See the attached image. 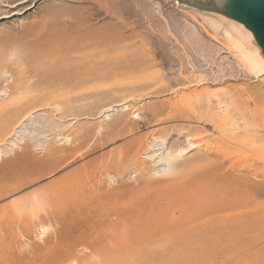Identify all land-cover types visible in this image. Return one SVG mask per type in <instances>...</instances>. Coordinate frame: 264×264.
Listing matches in <instances>:
<instances>
[{"label":"rangeland","instance_id":"obj_1","mask_svg":"<svg viewBox=\"0 0 264 264\" xmlns=\"http://www.w3.org/2000/svg\"><path fill=\"white\" fill-rule=\"evenodd\" d=\"M9 1L0 0V14L23 13L0 20V103L13 102L0 125V264L77 256L78 264H173L182 250L169 235L118 248L125 236L113 209L197 198L216 168L264 186V141H249L248 131L260 129L264 104L255 102L264 93L258 101L249 94L256 80L227 49L221 26L175 0ZM94 68L108 76L93 78ZM198 94L209 104L197 108ZM202 118L228 126L231 142L218 154L226 142ZM190 135L202 137L201 147ZM179 147L187 152L176 156ZM168 150L176 161L166 169ZM256 201L264 205V192ZM254 208H241L242 237L263 223ZM69 239L73 250L59 252Z\"/></svg>","mask_w":264,"mask_h":264},{"label":"bare ground","instance_id":"obj_2","mask_svg":"<svg viewBox=\"0 0 264 264\" xmlns=\"http://www.w3.org/2000/svg\"><path fill=\"white\" fill-rule=\"evenodd\" d=\"M2 1L8 3L13 2H10L9 0ZM175 1L178 5H183L184 7L186 6L191 8L205 19L223 28L224 33L227 36V39L225 41L227 49L241 61L248 74L254 80H256L257 89L254 88L255 90H249V94H252L253 91H255L254 93H258L260 96H256L257 94H255L257 98L255 96H252L256 100L251 97L252 100L258 101L257 99L259 97H262V94L264 93V27L262 25H259L257 22L252 21V17L249 14H245L244 12H246V10L248 9H264V0H205V3H200L201 5L193 0ZM24 2H27V0H20L16 2V4H11L10 7L16 8L19 4H23ZM30 8L32 7L27 6L25 7V10H28ZM20 10L21 9H15L11 13H2L0 14V20L10 18L11 16L20 15L23 13V11ZM239 18H242V21ZM234 40H236L238 43H241V45L243 44L247 51V54L246 52L238 48L236 42L234 43ZM98 70L99 69L94 72L92 71L90 75L93 76V78L97 79H105L108 76L106 70ZM85 76L86 75H84V78ZM249 86L248 88L252 87ZM226 93L229 94V92ZM199 94L195 95V101L193 102L197 104V108L199 107V104H209V97L204 94ZM263 98L264 97L259 98V103L255 102V106L263 107ZM11 104H13V102L9 103L8 101H6L0 103V125L4 122L6 115L10 110ZM117 105L122 106V104L120 103ZM182 106L184 105L182 104ZM205 106L206 105H204V107ZM200 107L202 108V106ZM235 110L239 112L243 111V109L241 111L239 108ZM262 115V120L260 121L261 126L257 125V127H259L260 129H248L249 133L253 132V135L249 136L251 138H249V141H253L254 139H261L262 142L264 141L263 111ZM202 120L205 121L206 125L209 127V129H207L208 134L219 137V140H221V142H226L223 146L221 145L218 148L216 147L217 149L213 146V148H215V153H220L223 149L228 147L230 144L229 142H231L230 137L228 139L225 136L227 133L224 135V129H226L228 126L224 128V125H222L224 123L223 121H221L223 122L221 124V122H214L213 119L202 118ZM260 122H258V124H260ZM236 127L234 126V124H232L231 129L229 130H233ZM187 139L193 141L196 144L195 146L201 147L200 145L202 142V137L198 135H190L187 137ZM14 145L17 146L16 144ZM262 146L263 147L259 148V151H261V154H264V145ZM192 148H194V146ZM176 150V156H181L187 152L186 148L183 147H179V149ZM212 153L214 152L212 151ZM254 153L255 155H258L256 154L255 150ZM161 156V160H163L167 166L166 169L169 168L170 162L176 161V156L173 155V153L169 150ZM209 173L211 174V172ZM229 174L230 173L220 174L218 169L216 168L214 173L210 175L202 185L200 184L201 188L198 197H193V193H191V197L194 199H190L187 201L185 200L186 202H177L172 203L171 205L169 203V206L167 207V204H156L155 201L151 202L152 200L136 201L128 207H121V209L117 207L113 209L114 211L116 210L112 213L116 217V221H114L118 223L116 225L121 224L123 230L122 234L124 233L123 236H125V238L122 239L120 243H118V248L125 250L129 248H146L149 245L152 246L153 244L159 242L162 236L164 239L167 235H169V237H171L170 240H173V242L175 241L176 246H180L182 250L181 253L173 254L172 261L176 264H209V262H213L215 259L217 260V258H222L221 260H223V264H264V220H261L263 221V223L260 226L258 225V228L255 227L256 232L253 235L250 234V237H242V231H245V226L244 222L242 221V212L244 209H241L248 207L250 210H253V206H255L254 209L258 211V213H256L255 211V213L259 215V217L261 216V218L264 219V205H262L263 203H257L256 201L259 195L264 192V186L261 184L258 185L256 182L251 181V176L249 177L247 176V174L240 177H236L235 175V178H231V174ZM155 200L157 201V199ZM258 202L260 201L258 200ZM256 207L259 208L257 209ZM248 212L250 214V211H247V214ZM252 218L255 220L253 215ZM256 219H258V217ZM247 220H251L252 222V219L250 218H247ZM246 221L245 223L249 222ZM257 221H260V218ZM46 230V227L42 226L43 233H45ZM237 237H240L241 239L236 240ZM73 243L74 240L69 239L64 243L59 244L57 246V249L62 253H70L71 250H73V248L71 249ZM92 246L94 251H98L99 249L103 248L99 243V240H95ZM88 248L91 249L90 246ZM188 251H193V254L197 256L190 255ZM77 257L71 258L68 264H78Z\"/></svg>","mask_w":264,"mask_h":264},{"label":"water","instance_id":"obj_3","mask_svg":"<svg viewBox=\"0 0 264 264\" xmlns=\"http://www.w3.org/2000/svg\"><path fill=\"white\" fill-rule=\"evenodd\" d=\"M244 13L249 14L252 17V21L257 22L259 25L264 27V9H248ZM240 19L242 20V18Z\"/></svg>","mask_w":264,"mask_h":264}]
</instances>
